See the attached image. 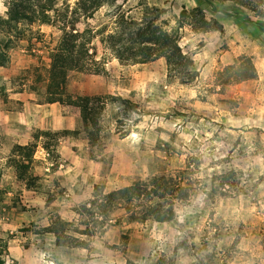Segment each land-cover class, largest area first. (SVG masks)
<instances>
[{
    "label": "rangeland",
    "instance_id": "obj_1",
    "mask_svg": "<svg viewBox=\"0 0 264 264\" xmlns=\"http://www.w3.org/2000/svg\"><path fill=\"white\" fill-rule=\"evenodd\" d=\"M200 3L224 32L182 30L198 72L191 83L169 77L164 58L122 65L94 40L102 72H71L66 92L122 98L103 99L96 128L79 106L48 102L50 52L64 28L37 20L0 31L9 56L0 67V264H264V13L206 0H117L80 28L108 33L117 9L139 18L145 5L166 8L173 26L183 7ZM8 9L0 0V16ZM241 56L255 78L227 70ZM29 144L31 185L10 162L16 145ZM182 169L192 173L190 200L171 221L129 222L124 208L100 207L109 192ZM52 225L58 234L42 231Z\"/></svg>",
    "mask_w": 264,
    "mask_h": 264
},
{
    "label": "trees",
    "instance_id": "obj_2",
    "mask_svg": "<svg viewBox=\"0 0 264 264\" xmlns=\"http://www.w3.org/2000/svg\"><path fill=\"white\" fill-rule=\"evenodd\" d=\"M66 1L9 0L8 17L0 16V31L11 35L20 23H33L37 20L58 23L64 28L63 36L50 52L51 62L47 77L48 102L79 106L82 118L93 128L99 124L103 99L122 98L73 96L66 92V87L68 76L73 71L94 74L102 72L100 67L102 63L96 59L97 51L93 45L98 36L104 50L110 57L118 59L122 65L145 64L164 58L169 77L178 75L181 82L187 84L197 79L198 72L193 69L194 60L184 53L180 44L182 30L189 27L196 34L224 32L223 24L218 18H209L206 15L204 3L191 9L183 7L173 26L162 18L168 12L163 7L145 5L139 18L117 9L114 14L116 16L114 27L106 33V27L96 30L90 27L81 29L80 24L93 18L102 7L113 6L117 0H78L73 8L65 4ZM208 1L220 5L234 3L257 16L264 13V0H206ZM60 2L63 6L58 9ZM237 61V67H227V70L234 71L238 80L257 76V69L250 57L241 56ZM8 63L9 56L0 45V67H5ZM34 153L33 144L16 145L10 159L17 177L28 185L34 182L30 174ZM191 174L188 170L182 169L156 176L149 181L135 182L104 195L100 207L106 214L115 208H124L129 222L137 221L139 214L145 219H154L158 222L171 221L176 216V205L190 200ZM229 182L224 181L222 184ZM42 231L58 234L55 225L45 227Z\"/></svg>",
    "mask_w": 264,
    "mask_h": 264
},
{
    "label": "crops",
    "instance_id": "obj_3",
    "mask_svg": "<svg viewBox=\"0 0 264 264\" xmlns=\"http://www.w3.org/2000/svg\"><path fill=\"white\" fill-rule=\"evenodd\" d=\"M209 33V32H208ZM195 35V34H194Z\"/></svg>",
    "mask_w": 264,
    "mask_h": 264
}]
</instances>
